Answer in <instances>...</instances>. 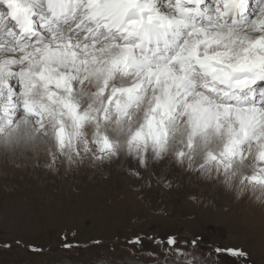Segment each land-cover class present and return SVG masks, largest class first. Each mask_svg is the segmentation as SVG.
Here are the masks:
<instances>
[{
	"label": "snow or ice",
	"instance_id": "6c2138e0",
	"mask_svg": "<svg viewBox=\"0 0 264 264\" xmlns=\"http://www.w3.org/2000/svg\"><path fill=\"white\" fill-rule=\"evenodd\" d=\"M24 137L141 188L174 158L264 192V0H0V139Z\"/></svg>",
	"mask_w": 264,
	"mask_h": 264
},
{
	"label": "rangeland",
	"instance_id": "374dc122",
	"mask_svg": "<svg viewBox=\"0 0 264 264\" xmlns=\"http://www.w3.org/2000/svg\"><path fill=\"white\" fill-rule=\"evenodd\" d=\"M36 138L0 139V264H234L217 246L242 247L248 256L236 264H264L259 188L174 158L155 162L164 181L146 173L151 186L141 188L127 158L70 163L57 155L53 163L51 142ZM169 237L184 251L166 248Z\"/></svg>",
	"mask_w": 264,
	"mask_h": 264
},
{
	"label": "bare ground",
	"instance_id": "6f19581e",
	"mask_svg": "<svg viewBox=\"0 0 264 264\" xmlns=\"http://www.w3.org/2000/svg\"><path fill=\"white\" fill-rule=\"evenodd\" d=\"M34 138V139H33ZM32 139H31V141H36V140H40V139H37L36 137H33ZM42 140V139H41ZM22 141H25V140H22ZM26 141H27V139H26ZM30 141V142H31ZM38 143V142H37ZM8 144H11V143H8ZM34 144V143H33ZM39 144V143H38Z\"/></svg>",
	"mask_w": 264,
	"mask_h": 264
}]
</instances>
